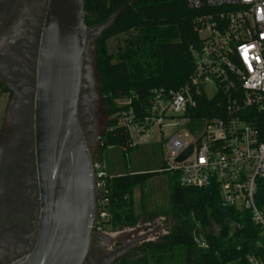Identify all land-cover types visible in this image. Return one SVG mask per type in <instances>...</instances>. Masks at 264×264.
<instances>
[{"label": "built area", "instance_id": "2783aa9c", "mask_svg": "<svg viewBox=\"0 0 264 264\" xmlns=\"http://www.w3.org/2000/svg\"><path fill=\"white\" fill-rule=\"evenodd\" d=\"M185 1L196 13L193 24L200 40L199 49L190 51L188 80L175 91L152 90L138 113L129 101H121L118 125L129 146L138 147L146 131L174 120L178 130L161 143L158 173L171 174L185 188L215 184L221 206L248 212L264 241V0ZM201 97L219 99L218 116H193ZM189 146V156L177 162ZM92 168L100 195L108 176L99 158ZM109 217L106 202L98 199L93 231H104ZM194 241L206 247L203 239ZM248 262L264 264L251 257Z\"/></svg>", "mask_w": 264, "mask_h": 264}, {"label": "trees", "instance_id": "16d2710c", "mask_svg": "<svg viewBox=\"0 0 264 264\" xmlns=\"http://www.w3.org/2000/svg\"><path fill=\"white\" fill-rule=\"evenodd\" d=\"M84 25L94 30L110 25L94 40V71L97 92L101 99L106 127L100 133L95 155L107 149L130 147L118 114L124 108L121 101H129L138 113L143 109L154 89L175 91L186 83L193 69L190 51L199 49L200 40L194 30L195 11L185 0H82ZM137 32L121 60L113 61L106 42L122 34ZM218 98L197 100L193 112L196 119L219 115ZM192 115V114H191ZM95 158V156H94ZM155 172H124L107 175L100 191L106 202L109 220L104 229L133 227L137 217L133 211L132 192L142 187ZM170 209L165 214L172 222L168 233L155 243L134 248L141 254L135 264H147L150 255L167 256L177 264H249L248 258L264 261V241L260 230L248 212L221 206L218 188L180 187L174 178L169 183ZM195 237L206 243L198 247ZM117 264H131L122 257Z\"/></svg>", "mask_w": 264, "mask_h": 264}, {"label": "water", "instance_id": "95a60500", "mask_svg": "<svg viewBox=\"0 0 264 264\" xmlns=\"http://www.w3.org/2000/svg\"><path fill=\"white\" fill-rule=\"evenodd\" d=\"M111 21L87 30L82 0H46L33 109L37 236L33 249L10 264H83L90 248L101 196L94 190L93 153L78 121V105L87 35L97 37Z\"/></svg>", "mask_w": 264, "mask_h": 264}, {"label": "flooded vegetation", "instance_id": "af4514ba", "mask_svg": "<svg viewBox=\"0 0 264 264\" xmlns=\"http://www.w3.org/2000/svg\"><path fill=\"white\" fill-rule=\"evenodd\" d=\"M45 11L46 0H0V99H4L0 107V264L28 254L36 242L39 202L33 109ZM82 75L78 121L83 133L93 135L94 81L85 68ZM101 241L112 242L103 231L93 232L83 264H117L131 249L127 243L110 247Z\"/></svg>", "mask_w": 264, "mask_h": 264}, {"label": "rangeland", "instance_id": "374dc122", "mask_svg": "<svg viewBox=\"0 0 264 264\" xmlns=\"http://www.w3.org/2000/svg\"><path fill=\"white\" fill-rule=\"evenodd\" d=\"M89 35V34H88ZM91 41L84 57L88 63H84L91 73L93 84V92L96 97L93 101V122L95 123L94 134L84 133L89 150L93 153V159H98L104 166L106 175H116L124 172H155L156 175L145 182L142 187H136L132 192L133 211L137 217L136 224L133 227L123 228H107L103 231L105 239L112 240L111 244L104 243L107 246H119L123 243L130 244L129 253L124 255L127 262L135 264L140 259L141 254H133L130 252L145 243H155L161 237L166 235L172 226V222L165 214L170 209L169 202V183L171 182V174L158 173L161 169L162 151L161 143L171 134L178 130L174 124V120H165L162 127H152L143 134L137 148L131 149L123 156L120 148L107 149L100 155H95L97 146V136L104 131L107 118L103 110L101 99L97 92L96 73L94 71V40L96 38L94 32H91ZM137 32L132 31L128 34H122L113 37L106 42L107 51L113 56V61L121 60L124 56V51L134 42L137 37ZM85 76L87 73L84 74ZM209 87L207 90L211 94L212 90ZM4 99H0V107L3 105ZM84 132H86L84 130ZM90 138H89V137ZM87 138L90 139L88 144ZM95 156V158H94ZM116 240V241H115ZM179 253L174 260L168 259L167 256L150 255L147 264H177L176 259L180 258Z\"/></svg>", "mask_w": 264, "mask_h": 264}]
</instances>
